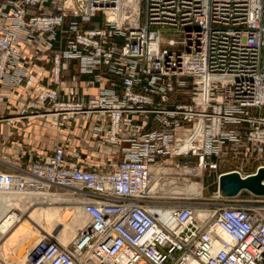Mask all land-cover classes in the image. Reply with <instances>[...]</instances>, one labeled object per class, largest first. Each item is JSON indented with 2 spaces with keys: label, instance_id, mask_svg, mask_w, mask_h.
Listing matches in <instances>:
<instances>
[{
  "label": "built area",
  "instance_id": "1",
  "mask_svg": "<svg viewBox=\"0 0 264 264\" xmlns=\"http://www.w3.org/2000/svg\"><path fill=\"white\" fill-rule=\"evenodd\" d=\"M38 59L51 85L35 79ZM70 60L73 80L93 78L63 94ZM100 71L108 83L89 94ZM20 85L23 110L57 137L86 123L101 161L88 166L71 133L42 159L0 161L1 193L67 195L86 218L64 245L35 242L29 264H264V196L149 190L183 168L218 180L264 165V0H0V86Z\"/></svg>",
  "mask_w": 264,
  "mask_h": 264
},
{
  "label": "crops",
  "instance_id": "2",
  "mask_svg": "<svg viewBox=\"0 0 264 264\" xmlns=\"http://www.w3.org/2000/svg\"><path fill=\"white\" fill-rule=\"evenodd\" d=\"M99 19L100 17L98 16L94 17L91 19L92 21H90L89 24ZM118 40L121 41L120 38H117V41ZM32 67L36 71V73L40 72L41 74V75L36 74L35 79L45 84L51 85V73H50L49 61L38 59L34 61ZM73 68L76 69V74H75L76 76L78 74L77 62L74 60H70L67 63V68L65 69V72L66 71L68 72L69 70L70 73L71 72L70 70H72ZM90 77H92V75H80L79 80H73L71 78L72 79L71 82H66V84L61 86V92H63V94H67L70 90H76L78 93H80L82 87V81L86 79H92ZM102 85L103 84H100L99 86ZM97 87L98 86L96 87L91 86L90 89L88 90L89 94L95 93ZM31 94L32 91L30 87L27 85H20L12 89H9L8 87L5 86H0V161L5 160V161H9L10 163L26 164L36 159H42L46 155L52 152L54 146L56 145L57 140L62 136H64L66 133H71L75 137V139H77L76 137H78L80 139H86L88 141L87 138L89 133H88L87 124L82 123L79 119L72 121L70 127L68 129H64L61 132H59L60 133L59 137H57L58 135L56 134L55 123L50 117L35 116L32 110H23V102ZM86 147L87 148H81L83 156L85 155L87 157L85 163L88 166L99 165L101 161L96 160V157H92L93 155V152L91 151L92 142L88 141V145ZM67 152H69V149H67ZM0 170H8V167L1 164L0 162ZM6 199H7L6 197L0 196V203H1L0 223L8 216V214L5 213L6 208L4 205ZM28 199L29 202L36 203L37 205L43 207V204L40 202L41 199L38 200L36 199V197H30V196H28ZM20 200L22 199L17 197V199H14V202ZM25 202H27V200ZM62 202H63L62 200L53 201L52 198L49 199V201L47 202L46 208L44 207L42 208L43 209L41 210L42 213H46L47 214L46 217H48L49 219L48 220L49 223H46L47 225L45 224L44 227L41 224L42 225L41 229L44 228V233L42 234L39 228L31 229V227L28 226L27 218H29V215L23 216L22 213L19 216L21 220L25 219V222H27V226L29 227V230L32 231V234H34L33 236L38 235L37 239L38 238L40 239V237L42 238L45 236H51L52 238L56 239L60 245L65 244L75 235L76 231L85 223L83 222L79 224L74 234L70 238H68L69 240L68 239L65 240L62 235V232H64V229L66 228L68 221H70V216L74 217L76 215H80L84 219L85 216L82 215L80 208L75 206L74 204L73 205L75 207L72 206V208H70L68 212L64 211L65 207L63 208L59 206V204H63ZM19 203H21L19 207H21V209L23 210L26 206L25 205L23 206L24 203L22 201ZM19 203H16L15 205H18ZM48 208H50V210H48ZM57 217H59V219ZM51 221L53 224L51 223ZM59 221L63 222L61 226H59L58 223L57 225L55 223ZM48 225L51 227H49ZM35 230H38L39 232ZM5 236L7 238L8 235L4 234L1 237H5ZM0 264H10V263H0ZM11 264H16V263H11Z\"/></svg>",
  "mask_w": 264,
  "mask_h": 264
},
{
  "label": "bare ground",
  "instance_id": "3",
  "mask_svg": "<svg viewBox=\"0 0 264 264\" xmlns=\"http://www.w3.org/2000/svg\"><path fill=\"white\" fill-rule=\"evenodd\" d=\"M108 18L110 20H117L118 22H120L121 19H122L120 15L112 14V13L108 14ZM180 172L183 173V174H195V175L199 174L195 170H190V169H186V168L181 169ZM157 178L159 179L160 177L156 176V177L152 178L154 180L150 179L149 190L152 193L156 192V193L160 194L161 196H168V197L175 196V195H180L179 193L177 194V192H180V190L183 191V192L185 191L187 194H190L188 196H196V195H198L200 193V185H196L195 183L190 182L188 179L177 178V180H180L182 182V185H180V183L177 182V181L169 180L170 178L169 179H164L165 178L164 177L163 180H158ZM170 192L174 193L175 195H173V194L172 195H165V193H170ZM183 192L181 194H185ZM0 196H4V197H6L8 199V200L6 199V202L4 204L5 208H6V212L5 213H7L8 216L0 223V234H2V235L7 234L8 235L7 236L8 238H6L7 240H6V243H5L4 247H5V249H7L9 251L10 258L12 260L11 263H16V264H29L26 261L25 253H26L29 245L31 244V240L33 241V239H34V237H33L34 234H32V231L29 230V227L27 226V222H25V219L24 220L22 219L23 220L22 221L20 216H19V215L22 214V212H21L22 209H21V207H19V205L21 204L19 202H21V200L17 201V202H14V199H16L17 197H19L21 199H24V198H26L28 196L36 197V199H38V200L41 199L40 202L43 204L44 208H46V205H47V202L49 201V199L53 198V201L54 200L55 201L62 200L63 204L67 203L66 204L67 206L65 205V209H64V211H66V212H68L70 210V208H68L69 204L70 205L74 204L75 206L78 207V205L76 204L78 202L76 200H74L73 198H71V197H69L67 195H62V194H53V195L52 194H25V195H17V194H6V193H1L0 192ZM10 198H12V199H10ZM9 201H11V203H9ZM16 203H19V204L15 205ZM34 206H35V204L34 205L31 204L29 206V208H33ZM15 208L20 210L21 213H18L15 210ZM80 211H81V208H80ZM58 213H59V211H58ZM57 215H59V214H57ZM54 218H55V216H54ZM57 218L59 219V217H57ZM82 220L83 219L81 218L80 215H76L74 217L70 216V221H68V223L66 225V228L64 229V232H62V235H63L65 240H67L68 238H70L74 234V232L76 231L77 226L79 224L83 223ZM51 223H52V221H51ZM14 224H17L15 226L16 227L15 229L11 228ZM56 225H57V223H56ZM83 225L81 227H83ZM49 227H51V226H49ZM58 227H57V229H58ZM12 229H13V231H12ZM48 229H47V232H48ZM2 235H0V238H2L1 237ZM45 237L52 238L51 236H45ZM4 241H5V238H4ZM61 245H64V244H61Z\"/></svg>",
  "mask_w": 264,
  "mask_h": 264
},
{
  "label": "rangeland",
  "instance_id": "4",
  "mask_svg": "<svg viewBox=\"0 0 264 264\" xmlns=\"http://www.w3.org/2000/svg\"><path fill=\"white\" fill-rule=\"evenodd\" d=\"M168 36V35H167ZM71 72L69 73V70H68V72L66 71L65 72V70L63 71V75H62V81H63V83H62V85H64V84H66V82H71V80L73 79V76H75V74H76V69L75 68H73L72 70H70ZM99 75L101 76V77H104V76H106V74H105V72L104 71H100L99 72ZM72 78V79H71ZM81 78H83V77H81ZM90 78H93V76L92 77H90ZM100 84H104V79H99V82H95L94 84H92L91 86H94V87H96V86H99ZM263 164H264V160H263V162H262ZM229 164V162H226V163H224V164H222L221 165V168H227V167H230V165H228ZM189 178V176L187 175V176H185V175H183V174H181L180 173V171H173V172H171V175L169 176V177H166V178H164V177H160L158 180H163V178L164 179H169V180H173V181H177V182H179L180 183V185H182V182L180 181V180H177V178ZM189 179H191V181L192 182H195V181H197V182H199L200 183V181H201V183H202V186H201V196H202V198L203 199H207V201L208 202H210V197H211V195H212V191H214L215 189H216V187H217V179L215 178V176L214 175H207L206 173L201 177V179H197V178H189ZM151 180H154V179H151ZM198 191V190H197ZM183 191H181L180 190V192H177V194L179 193V194H181ZM183 193H185V195L186 196H188V195H190V194H187L185 191L183 192ZM175 195L174 193H165V195ZM249 196V193L248 192H246V191H242L241 192V194H240V197L241 198H247ZM10 199H12V198H10ZM17 199V198H16ZM27 200V202H25ZM24 204H23V206L25 205L26 207V209L24 208L23 210H22V213H23V216H27V215H29V218H28V226L29 227H31V229H40L41 230V234L42 233H44V228L43 229H41V227H42V225H43V227L45 226V224L46 223H48V217H46V213H42V211L41 210H43L42 208L43 207H41L40 205H37L36 203H31V202H29V199H28V197H26V198H24V199H22L21 200ZM207 201H205V200H203V202H207ZM9 203H11V201H9ZM31 204H35V206L33 207V208H29V206L31 205ZM67 203H64V204H59V206H61V207H65V205H66ZM14 205V204H13ZM56 205V204H55ZM0 206H1V203H0ZM58 206V205H57ZM67 206V205H66ZM72 206H74V205H68V208H72ZM75 207V206H74ZM32 209V210H31ZM15 210L18 212V213H21L20 212V210H18V209H16L15 208ZM48 210H50V208H48ZM6 211V210H5ZM83 220V222H85L86 223V218L84 219L83 217H81ZM64 219V218H63ZM56 223H58V225L59 226H61L62 224H63V222H61V221H59V222H56ZM18 224V223H17ZM17 224H14L11 228H13V229H15L16 227V225ZM42 224V225H41ZM13 231V230H12ZM35 231H37V232H39L38 230H35ZM34 237V239H33V241L31 240V244L29 245V247H28V249H27V251H26V253L28 252V250L30 249V247L35 243V242H37V240L39 239H37V236H33ZM32 237V238H33ZM74 237V236H73ZM72 237V238H73ZM4 238H5V241H4ZM8 238V237H7ZM71 238V239H72ZM52 239H54V238H52ZM70 239V240H71ZM6 236L5 237H2V238H0V263H11V258H10V254H9V251L7 250V249H5V243H6ZM69 240V241H70ZM68 241V242H69ZM4 242V243H3ZM67 242V243H68ZM66 244V243H65ZM3 248V249H2ZM26 253H25V255H26Z\"/></svg>",
  "mask_w": 264,
  "mask_h": 264
},
{
  "label": "water",
  "instance_id": "5",
  "mask_svg": "<svg viewBox=\"0 0 264 264\" xmlns=\"http://www.w3.org/2000/svg\"><path fill=\"white\" fill-rule=\"evenodd\" d=\"M217 189L225 197L236 196L242 191L264 196V165L244 177L236 171L222 173L217 180Z\"/></svg>",
  "mask_w": 264,
  "mask_h": 264
},
{
  "label": "trees",
  "instance_id": "6",
  "mask_svg": "<svg viewBox=\"0 0 264 264\" xmlns=\"http://www.w3.org/2000/svg\"><path fill=\"white\" fill-rule=\"evenodd\" d=\"M118 43H121L122 41H117ZM106 74V73H105ZM103 79H104V84L103 85H106L107 83H108V76H107V74H106V76H104L103 77Z\"/></svg>",
  "mask_w": 264,
  "mask_h": 264
}]
</instances>
